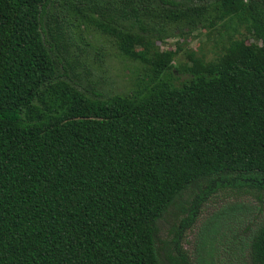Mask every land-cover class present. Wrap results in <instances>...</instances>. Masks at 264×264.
Here are the masks:
<instances>
[{"label": "trees", "instance_id": "obj_1", "mask_svg": "<svg viewBox=\"0 0 264 264\" xmlns=\"http://www.w3.org/2000/svg\"><path fill=\"white\" fill-rule=\"evenodd\" d=\"M50 1L0 0V264H161L157 223L189 186L264 178V0L88 7L126 54L173 29L216 36L180 86L109 100L66 71ZM173 55L154 52L157 72ZM249 259L264 264V220Z\"/></svg>", "mask_w": 264, "mask_h": 264}, {"label": "rangeland", "instance_id": "obj_2", "mask_svg": "<svg viewBox=\"0 0 264 264\" xmlns=\"http://www.w3.org/2000/svg\"><path fill=\"white\" fill-rule=\"evenodd\" d=\"M100 4L99 0H51L48 8V22L55 20L63 27V44L75 77L70 67L65 66L66 71L88 96L98 93L104 100L116 96L141 99L165 85L180 86L190 78L185 69L191 66V54L208 62L219 52L214 47V33L209 37L206 29L180 28L170 30L161 40H150L148 51L134 47L129 54L123 53L118 39L89 18L88 7ZM157 51L174 52L170 63L158 72L153 64ZM213 179L189 186L157 223L161 264H250L249 237L264 220V178L235 175Z\"/></svg>", "mask_w": 264, "mask_h": 264}]
</instances>
